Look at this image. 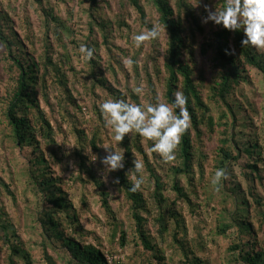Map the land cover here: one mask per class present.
<instances>
[{
  "label": "rangeland",
  "instance_id": "374dc122",
  "mask_svg": "<svg viewBox=\"0 0 264 264\" xmlns=\"http://www.w3.org/2000/svg\"><path fill=\"white\" fill-rule=\"evenodd\" d=\"M44 5L39 6L34 0H0V11L7 15L12 23L13 31L23 41L24 54L33 58L39 64V73L44 72L43 63L49 57L55 64L64 61L61 72H67L68 88L72 91L76 106L73 107L62 92V87L54 82L52 72L45 77L48 84L47 91H43L39 81L36 87L40 108L45 112L54 129V145L52 148L42 145L45 159L49 162L47 172L53 177L59 178L61 186L73 204L78 216L83 237L80 238L73 232L69 233L85 244H96L108 263L114 264H243L238 258V249L233 246L239 244L237 227L232 226L229 215L234 210L233 197L229 193L233 185H237L249 203L248 221L255 231V238L261 246L264 245V80L257 70L249 69L246 81L241 82L234 95L232 105L235 115L234 129H230V146L233 156L237 155L236 163H228L227 179L217 190L212 180L217 169H220V139L225 138L224 127H221L212 141L202 140L196 142V158L193 172L188 175H176L175 170L179 166L176 152V160L171 164L161 162L159 156L150 151L151 142L140 138V145L148 163L165 184V197L168 204L179 213L180 226L175 227L171 222L168 232L161 235L153 219L156 218L151 194L153 184L148 172L141 191L150 205L151 214H143L144 230L149 240L156 245L160 258L146 252L134 233V225L130 216L129 203L120 193L118 184L115 183V173L103 175L101 159L105 155V147H111L117 152L122 149L112 136L111 129L105 125L101 128L103 118L93 110L94 97L86 92L91 88L90 63L95 60V66L107 79V85L124 94L129 102L135 103L131 96L135 97L139 104L155 103L159 97L160 102L166 103L164 97L165 74L163 69L166 48V34L158 27L157 14L153 4L149 0H140L143 7L144 21L131 7L127 0H96L95 7L89 5L88 0H43ZM194 11L202 18L207 15L204 6L208 5L213 10H220V6L226 0H189ZM173 2V0H172ZM43 9H51L57 23L49 21ZM94 20L107 23V41L102 42L99 27ZM118 19L124 20V26L118 29ZM150 25L159 30L157 40L144 43L141 48H136L131 37L141 32H147L145 27ZM206 28V36L198 39L199 45L208 42L213 23H202ZM92 26V29H91ZM59 32L60 40L53 36V32ZM7 34V30L5 31ZM97 42L99 50L91 60H85L79 53L81 44L94 47ZM48 44V46H46ZM68 53V59L64 54ZM263 54L264 52H259ZM187 58V53H184ZM195 60L197 67L204 69L205 83L203 85V97L209 103L212 114L216 120H221V114L216 104L208 95V86L213 83L215 74L211 65V53L201 55L199 47L195 48ZM131 58L135 62L131 67H125L123 61ZM74 68L73 72L66 71V64ZM96 69V72H98ZM15 76V68L7 58V52L0 43V212L7 222L8 230L14 237L13 240L20 244L32 261V264H70L68 255L57 243L45 247L42 229L38 223V213L43 210L44 202L41 194H37L31 184L28 159L31 149L24 147L19 149L10 138L7 123L4 118L5 97L12 88ZM143 82L144 93L140 96L133 95L132 89ZM48 94L47 100L44 98ZM96 93L101 94L100 101L106 92L96 88ZM112 99L107 95V100ZM97 103V102H96ZM60 108H64L66 113ZM226 111V108L223 107ZM231 120V118H230ZM224 120H222L223 122ZM77 128L84 131L89 140L98 130L101 142L98 151L89 146H84L83 158L87 162L109 192V203L118 221L128 230L129 243L121 248L118 245V236L112 239V230L99 201L97 190L92 183L79 180L81 175L77 170L81 153L79 139L75 133ZM134 134V133H133ZM130 134L129 138L133 136ZM255 145L253 158L247 157L245 149H252ZM125 153L124 151H122ZM259 154V155H258ZM97 156L96 161H92ZM258 155V156H257ZM127 160V157H125ZM59 159V160H58ZM140 159L145 165L143 155L133 152V158ZM58 160V161H56ZM256 164L257 172L253 173L248 165ZM128 166L127 161L125 168ZM128 170V169H127ZM85 175V174H83ZM82 175L83 180L86 179ZM133 173H130L132 178ZM179 181L181 193L186 197L178 198L172 190L174 181ZM8 188V190H7ZM187 198V199H186ZM257 202L259 204H257ZM224 226L228 229L222 230ZM130 229V230H129ZM89 233H93L97 241L93 242ZM252 238V237H250ZM247 240V236L243 235ZM244 241V242H245ZM158 253V254H159ZM10 249L0 244V264H11ZM15 264H25L21 256H14Z\"/></svg>",
  "mask_w": 264,
  "mask_h": 264
},
{
  "label": "trees",
  "instance_id": "16d2710c",
  "mask_svg": "<svg viewBox=\"0 0 264 264\" xmlns=\"http://www.w3.org/2000/svg\"><path fill=\"white\" fill-rule=\"evenodd\" d=\"M34 1L39 6L44 5L43 0ZM88 1L92 8L95 7L96 0ZM139 1L127 0L128 4L136 10L144 21L143 7ZM149 1L156 10L158 27L166 34L165 59L163 64L165 74V101L171 106L174 92H182L188 97L187 107L191 116L190 129L185 133L177 149L179 166L175 170V173L176 175L182 174L185 176L192 173L196 152L198 150L195 146L196 142L202 140L204 137L206 140L212 141L214 135L217 134L221 127H224L222 133L226 136L224 139L219 140L221 145L219 148V168L227 171L228 163H236L238 159L237 155L233 156L230 146L229 131L230 129H234L236 123L235 115H237L232 105V96L238 85L246 81L245 73L249 69L257 70L261 73L264 80V56L249 46L242 47L241 40L244 38L243 32H230L223 29L222 26L217 25L215 26V30L212 31L211 38L208 42H203L199 45L198 39L206 36V28L194 11L189 0H173V2L172 0ZM225 5L226 3L224 2L220 6V10ZM43 13L49 21L57 23V19L53 16L51 9H43ZM92 19L93 23L99 27L102 42L107 41V23H98L96 19L94 20V17ZM144 24L147 29L150 30L152 28L150 25H146L145 22ZM123 26L124 20L118 19V29ZM6 30L7 34H5ZM53 36L60 40L59 32H53ZM0 43L6 49L7 58L11 61V66L15 68L13 86L7 91L5 97H3L5 103L4 118L10 132V138L15 145L19 149H23L24 147L31 149V155L28 159L29 166H31L29 178L35 192L41 194L44 202L45 208L38 213V223L43 232L45 247L52 243L60 245L66 251L70 264H112L108 263L104 253L96 248V244H85L80 242L76 237L71 236L69 230L78 237H83L81 225L75 213L76 210L73 204L71 205L67 194L62 190L63 188L61 186L63 182L47 172L49 162L45 159L42 145L52 148L55 132L49 120L46 118L45 112L40 108L36 87L39 81H41L42 84L40 87L43 91H47L48 84L44 76L52 72L54 74L52 76L54 82L63 88L62 92L69 100V103L73 107L81 110L79 106H76L72 91L68 88L66 79L67 72H61L60 67L62 65L60 63L55 64L49 57H46L43 63L44 72L40 74L39 64L33 58L24 54L23 41L13 31L12 23L7 18V15L1 11ZM92 44H94L96 56L99 45L95 41ZM196 47H199V53L201 55L211 53V65L215 78L213 79V83L208 86V95L211 101L218 107V111L222 115L221 120H216L209 103L203 97L202 89L205 83V76L204 69L197 67L198 64L194 56ZM184 53H187V58L184 56ZM64 56L65 59L69 58L68 53H65ZM59 62L65 66L64 61ZM68 63L69 60L66 64V71L71 73L74 68L68 66ZM95 63V60H92L90 63V78L92 83L91 88L87 90L86 94L94 97L93 110L100 115L101 113L97 104L102 102L99 100L101 94L96 93V88L106 92V95L103 97L106 100L107 95L112 99L125 97L124 94L107 85V79L103 77V73L99 72L100 69L95 66ZM96 69H98V72H96ZM47 96L48 94L45 92L44 98L46 97V100ZM131 98L135 103H139L135 97L131 96ZM47 103L49 104V101ZM223 107L226 108V111ZM60 109L63 111V114L66 113L64 108ZM174 111L176 110L174 109ZM222 120L224 121L222 122ZM104 125V122H102L101 128ZM74 129L80 145L84 142L80 149L81 153L78 154L79 161L77 170L80 174L82 173L79 175V180L94 185L99 196L100 206L111 226V237L114 239L116 235H119L118 245L124 248L129 243L128 230L124 228L123 223L118 221L115 216L109 203V192L104 188V182L97 178L92 168L87 166V162L83 158L84 154L82 151L84 146L87 145L95 151H98L101 137L97 130L88 140L84 135V131H80L77 128ZM140 138L139 135L133 134L130 138L126 137L122 143H119V146L125 152L129 167H132L130 159L133 158V152L139 153L145 158V169L154 186L151 198L156 218L154 217L152 219L155 226L158 227L159 233L163 235L168 232V227L171 222L175 227L180 226L179 217L181 216L171 207L175 206L174 202L170 205L168 204V199L164 194L166 186L161 183L159 177L148 163L140 145ZM255 147V145H252L251 150L249 148L245 149L247 157L253 158ZM247 168L253 173L257 172L256 164L248 165ZM127 169L117 171L115 178H119V183H117L118 189L129 203L130 218L134 225V233L146 252L152 253L154 257L160 258L159 250L149 240L148 234L144 230L145 219L143 218V214L148 216L151 214L150 205L141 189L136 192L130 191L133 180L129 175L133 173V177L135 170L133 169L127 172ZM82 175L86 179L83 180ZM238 187L237 185H233L229 191L233 197L234 205V210L229 215L233 216L231 223L232 226L237 227L239 240V244L233 246V249L239 250L238 256L235 259L239 258L243 264H264V245L261 246L254 239L256 237L255 231L247 217L250 205L248 200L242 197V191L236 192ZM171 188L178 195V198L186 197L181 193L179 181L175 180ZM257 204L259 203L257 202ZM228 228L229 226H224L221 232ZM12 235L8 230L7 222L2 218V212H0V244L10 249L11 264H15L13 260L14 256H21L25 264H32L29 254L23 250L19 243L13 240L14 237ZM89 235L93 242L97 241L93 233H89ZM243 235L247 236L246 241L243 239ZM196 262L194 264H200V262Z\"/></svg>",
  "mask_w": 264,
  "mask_h": 264
},
{
  "label": "clouds",
  "instance_id": "9594fccd",
  "mask_svg": "<svg viewBox=\"0 0 264 264\" xmlns=\"http://www.w3.org/2000/svg\"><path fill=\"white\" fill-rule=\"evenodd\" d=\"M200 4L198 0L197 7ZM207 13L202 23L209 22L230 32H243L242 47L249 46L258 52H264V0H226L222 10L204 6ZM159 30L156 27L147 32H141L131 37L136 48L144 46L146 41L157 40ZM79 53L85 60L91 61L95 56L93 47L81 44ZM125 67H131L135 62L131 58L123 61ZM144 84L132 89L133 95L144 93ZM188 97L182 92L175 91L173 103L160 102L159 97L155 103H131L127 98H114L104 100L97 104L106 128L111 129L113 139L122 143L130 134H137L151 142L150 151L157 154L164 164H171L176 160V152L185 133L190 129L191 116L188 111ZM174 109L176 111H174ZM105 155L101 159L103 175L124 170L125 153L117 152L111 147H105ZM92 161L97 160V156ZM135 170L130 191L136 192L144 184L145 165L140 159H132V167L127 172ZM126 172V173H127ZM227 173L223 168L217 169L212 184L219 190L221 183L226 180ZM115 183H119L116 178Z\"/></svg>",
  "mask_w": 264,
  "mask_h": 264
}]
</instances>
